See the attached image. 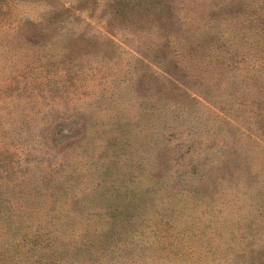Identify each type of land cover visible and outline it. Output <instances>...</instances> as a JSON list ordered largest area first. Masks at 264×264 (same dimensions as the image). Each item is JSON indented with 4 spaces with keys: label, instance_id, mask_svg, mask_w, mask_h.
Here are the masks:
<instances>
[{
    "label": "rangeland",
    "instance_id": "374dc122",
    "mask_svg": "<svg viewBox=\"0 0 264 264\" xmlns=\"http://www.w3.org/2000/svg\"><path fill=\"white\" fill-rule=\"evenodd\" d=\"M38 259L264 264V0H0V264Z\"/></svg>",
    "mask_w": 264,
    "mask_h": 264
},
{
    "label": "trees",
    "instance_id": "16d2710c",
    "mask_svg": "<svg viewBox=\"0 0 264 264\" xmlns=\"http://www.w3.org/2000/svg\"><path fill=\"white\" fill-rule=\"evenodd\" d=\"M46 233H25L22 235L21 243L17 244V247L22 248L30 245L32 248L41 246L44 243V246H48V238L45 237ZM33 264V263H30ZM34 264H51L48 261H40L39 259L34 262Z\"/></svg>",
    "mask_w": 264,
    "mask_h": 264
}]
</instances>
